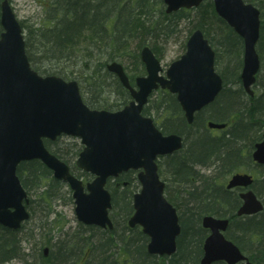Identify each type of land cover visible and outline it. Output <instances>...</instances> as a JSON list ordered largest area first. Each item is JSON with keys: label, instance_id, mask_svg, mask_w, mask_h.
I'll use <instances>...</instances> for the list:
<instances>
[{"label": "trees", "instance_id": "16d2710c", "mask_svg": "<svg viewBox=\"0 0 264 264\" xmlns=\"http://www.w3.org/2000/svg\"><path fill=\"white\" fill-rule=\"evenodd\" d=\"M246 1L259 7L262 19L257 44L262 63L255 84L258 91L254 90L253 96L248 95L241 84L243 41L216 14L213 2L167 13L164 0L47 1L41 28L35 31V40H30L32 32L26 38V52L31 66L42 75H59L86 84L92 90L88 96H83L91 108L116 110V106L124 107L130 94L117 77L110 74L120 96L115 103H108L98 98L102 93L95 89L104 90V86L95 74L106 72L109 62L133 59L136 65L128 73L133 81L140 73L141 49L149 45L159 55L158 37L165 32L168 22L189 18L194 10H197L198 16L194 30L201 29L215 48L217 68L221 56L229 60H224V63L233 62V67L220 69L224 78L223 92L213 104L197 113L192 124L187 122L176 96L166 90L151 95L143 109L145 115L155 118L163 132H176L185 138L181 150L159 161L160 175L165 174L169 181L166 183V195L180 215L182 230L177 252L171 257L151 255L147 250V235L139 227H128V219L134 211L133 196L136 192L133 188L140 186L137 173L129 171L114 181L110 180L107 186L112 193L110 215L115 228L102 229L77 222L74 230L70 231L72 228L66 229V222H62L58 235L47 243L51 246L49 255L42 253L46 264H199L207 235V230L201 225L205 214L229 217L231 223L227 236L246 248L255 264H264V211L239 217L246 221V227L256 226L258 230L255 236L248 234L243 237L233 219L241 200L237 191L225 188V182L232 174L254 167L259 172L255 175L252 188L258 196H264V167L252 160L255 144L264 134V0ZM80 49L82 55L78 56ZM85 69L92 72L89 74ZM232 84H239V87L233 90L229 87ZM235 95L238 104L232 100ZM225 96L229 99L226 104L236 108L219 120L207 115ZM209 119L228 122V126L221 131L209 130L206 126ZM63 142L61 138L45 140L51 152L76 168L75 162L82 146L72 140L67 142L71 146L64 150L61 147ZM71 168L85 181L92 178L89 173L80 170L77 174L73 166ZM18 175L26 189L38 190L37 196L31 198L33 212L36 202L51 206L55 189L64 185L39 160L21 163ZM183 186L189 189L179 194V188H186ZM60 220V214L56 213L53 221ZM20 231L0 225V262L19 255Z\"/></svg>", "mask_w": 264, "mask_h": 264}, {"label": "water", "instance_id": "95a60500", "mask_svg": "<svg viewBox=\"0 0 264 264\" xmlns=\"http://www.w3.org/2000/svg\"><path fill=\"white\" fill-rule=\"evenodd\" d=\"M205 0H164L167 13L198 7ZM215 10L244 41L241 80L251 95L261 61L257 52L261 11L245 0H213ZM0 34V224L18 229L28 220L29 198L17 175L20 162L40 159L57 179L66 181L75 201L77 220L86 225L113 228L109 211L112 196L106 188L109 178L131 169L138 171L141 190L134 195V213L129 225H139L150 238V254L172 255L177 250L181 225L177 209L165 196L166 183L160 178L158 159L183 147L178 133L164 134L154 119L143 114L151 94L159 88L175 94L185 117L193 123L196 112L212 103L221 93L224 80L215 68V51L201 29L187 41L186 52L164 70L149 46L141 50L146 75L132 86L124 66L107 65L129 89L132 99L121 110L91 109L83 100L79 83L60 76H41L32 67L25 48L22 26L9 0L1 2ZM165 72V73H164ZM212 129L226 123L208 122ZM65 134L80 137L83 150L77 166L94 178L87 183L71 173L70 167L52 154L44 138L56 140ZM253 159L264 164V138L255 145ZM248 173H236L227 188L252 185ZM243 204L238 216L256 214L263 201L252 190L240 193ZM204 228L210 230L204 243L201 264L226 260L233 264L246 259L240 248L227 239L229 220L206 215ZM48 248H45L47 255ZM251 264V263H248Z\"/></svg>", "mask_w": 264, "mask_h": 264}, {"label": "rangeland", "instance_id": "374dc122", "mask_svg": "<svg viewBox=\"0 0 264 264\" xmlns=\"http://www.w3.org/2000/svg\"><path fill=\"white\" fill-rule=\"evenodd\" d=\"M1 1V0H0ZM12 8L15 12V15L19 22L21 23L25 37L27 38V35H30L32 32V39H30L32 42L35 40V31L39 30L42 24V19L44 17V5L47 3L48 0H9ZM212 0H206L204 3H210ZM197 10H194L191 12L189 18H183L180 21H170L168 22V25L166 26L165 32L158 37V44L160 47V52L158 58L161 60L162 65L167 68L172 63V61L180 58L181 55L184 54L186 51V45L188 38L194 31V26L197 23L198 16ZM1 29V28H0ZM2 30H0L1 32ZM136 46V45H135ZM77 53L78 56L82 55V49L78 50ZM260 54V53H259ZM262 54H260V57ZM240 59L242 62L243 59V50L240 54ZM224 60H228L226 56L219 58V64H218V71H221L220 69H223L224 66L228 68L233 67V62H228L226 64V61L224 63ZM121 62L124 67L126 68L127 72L130 73L133 69V67L136 65L133 59H120L118 60ZM229 61V60H228ZM242 69V68H241ZM86 72L89 74L92 72V70ZM241 72V70H240ZM104 74V75H103ZM101 75H98L97 73V79L101 80L100 82L104 86L103 89H95L96 92H101L102 94L98 95L99 99H102L108 103H115V101L119 98L120 94L117 91V87L113 83L114 77H111L109 71L106 69V72H104ZM146 69L144 64H140V73L138 75H145ZM103 75V76H102ZM137 75V76H138ZM232 75V74H231ZM81 77H83L81 75ZM232 77V76H231ZM80 83V82H79ZM81 91L85 96L89 95V92L92 89H89V87H86V84L80 83ZM231 89L235 90L239 87V84H232L229 85ZM255 90L258 91V87L255 86ZM97 96V93H95ZM156 96V95H155ZM93 97V96H92ZM227 96L223 97V99L217 101L215 105L207 112V115L212 117L213 119L219 120L224 118L225 114L230 112L232 109L236 107H232L229 104H226L229 99L226 98ZM219 99V98H218ZM235 104H238L237 95L233 96V99ZM121 106H116L114 109H119ZM215 131V130H214ZM61 140L64 142L62 144V148L66 150L69 145L67 143L68 141H78L81 146L80 139L75 138H66L62 137ZM73 166V169L78 174L80 170L78 168L74 167L73 164H70ZM253 175H256V173L259 172V169L257 168H250L249 170H246ZM84 178V177H83ZM162 179H164L167 183L169 182L167 179V176L163 174ZM64 185L62 187H58L56 190V195L53 197L51 206H48L47 204L36 202V204L33 205V209L35 212L31 209L30 204V211H31V217L30 219L24 224L23 228L19 232V238H20V248H19V255L13 258H10L8 261L0 262V264H46V261H43L44 256L43 248L48 245V247L51 248V246L48 243L50 239H53L58 235V229L62 222H66V229L72 228L70 231H73L77 224V218L75 215V202L72 198V191L70 186L63 182ZM172 189H175V187H172ZM28 190V189H27ZM135 192H138L140 190V186L138 189L133 188ZM37 191L34 189L33 191L28 190L30 198H35L37 196ZM262 198V197H261ZM33 204V203H32ZM56 213L60 214V222H54L53 219L55 218ZM49 255V252H48Z\"/></svg>", "mask_w": 264, "mask_h": 264}, {"label": "bare ground", "instance_id": "6f19581e", "mask_svg": "<svg viewBox=\"0 0 264 264\" xmlns=\"http://www.w3.org/2000/svg\"><path fill=\"white\" fill-rule=\"evenodd\" d=\"M179 134V133H178ZM179 135H181V134H179ZM183 187H186V188H179L178 190V192H179V194H181L180 193V191H185V190H187V189H189L187 186H183ZM262 198V200H263V202H264V196H261ZM237 211H238V209H237ZM237 211L235 210L234 211V213H233V219L236 221L235 223H236V225H235V227H236V229H237V231H239L241 234H242V236L243 237H245L246 235H248V234H252V235H256V233L258 232V230L256 229V226H252L251 228H248V227H246L245 225H244V223L246 222L244 219H241V218H239V217H237ZM127 225H128V227H130V228H132L129 224H128V222H127ZM115 228V223H114V221H113V229Z\"/></svg>", "mask_w": 264, "mask_h": 264}, {"label": "flooded vegetation", "instance_id": "af4514ba", "mask_svg": "<svg viewBox=\"0 0 264 264\" xmlns=\"http://www.w3.org/2000/svg\"><path fill=\"white\" fill-rule=\"evenodd\" d=\"M228 230L229 228L227 229L226 231V236H227V233H228ZM228 239H231L227 236ZM233 240V239H231ZM237 244V243H236ZM238 247L240 248L242 254L246 257V259H243V260H239L237 261L236 263H233V264H248V263H251V264H255V261L251 259L250 255H249V251L246 250V248H244L243 246L237 244ZM203 255H204V250H203V253H202V256L200 257V260H199V264H201V261H202V258H203ZM210 264H231L229 262H227L226 260H216V261H213L212 263Z\"/></svg>", "mask_w": 264, "mask_h": 264}]
</instances>
